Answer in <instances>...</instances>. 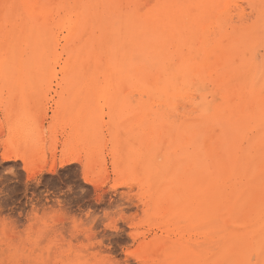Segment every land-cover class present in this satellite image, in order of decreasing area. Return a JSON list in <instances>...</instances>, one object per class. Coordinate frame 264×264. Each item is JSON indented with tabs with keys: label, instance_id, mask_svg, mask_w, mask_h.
<instances>
[{
	"label": "bare ground",
	"instance_id": "1",
	"mask_svg": "<svg viewBox=\"0 0 264 264\" xmlns=\"http://www.w3.org/2000/svg\"><path fill=\"white\" fill-rule=\"evenodd\" d=\"M33 75L132 81L152 113L145 264H264V0H0V83Z\"/></svg>",
	"mask_w": 264,
	"mask_h": 264
},
{
	"label": "rangeland",
	"instance_id": "2",
	"mask_svg": "<svg viewBox=\"0 0 264 264\" xmlns=\"http://www.w3.org/2000/svg\"><path fill=\"white\" fill-rule=\"evenodd\" d=\"M138 98L132 81L0 83L2 260L145 264L142 245L162 231L136 183L152 145L140 127L153 122Z\"/></svg>",
	"mask_w": 264,
	"mask_h": 264
}]
</instances>
